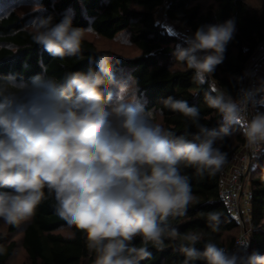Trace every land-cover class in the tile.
I'll return each instance as SVG.
<instances>
[{
    "label": "clouds",
    "instance_id": "obj_1",
    "mask_svg": "<svg viewBox=\"0 0 264 264\" xmlns=\"http://www.w3.org/2000/svg\"><path fill=\"white\" fill-rule=\"evenodd\" d=\"M36 11L27 25L31 40L53 59L78 56L85 33L94 31L91 22L74 26L71 10L59 21L45 8ZM235 31L232 19L202 25L174 49L176 61L193 70V82L209 85L204 102L220 116L218 127L209 128L198 106L163 99V108L191 120L197 129L191 139L156 122V112L138 99V82L118 75L106 53H98L88 71L61 78L49 75L42 61L41 72L28 79L0 73V189H6L0 220L18 225L52 197L56 214L86 233L94 264H139L151 256L132 244L135 237L157 247L166 237L177 240L169 220L185 215L193 199L181 166L215 175L227 162L217 141L233 129L248 145H264V82L241 89L238 98L210 82ZM200 240L192 232L180 237L184 264H264V255L248 252L249 241L230 252L212 242L197 248Z\"/></svg>",
    "mask_w": 264,
    "mask_h": 264
},
{
    "label": "trees",
    "instance_id": "obj_2",
    "mask_svg": "<svg viewBox=\"0 0 264 264\" xmlns=\"http://www.w3.org/2000/svg\"><path fill=\"white\" fill-rule=\"evenodd\" d=\"M0 0V73H17L24 79L41 72L40 61L49 75L61 78L70 71L86 72L94 67L90 61L98 53L113 57L118 75L134 78L139 85L138 99L147 109L160 117L161 124L191 139L197 129L191 120L180 113L163 108L161 101L169 96L186 100L189 105L198 106L201 123L209 128L218 127L219 113L207 107L204 102L208 84L193 82V70L176 61L174 49L182 41L161 21L160 10L170 18L171 23L186 28L194 34L202 25L223 23L228 19L235 22L234 38L228 44L225 58L210 77L234 98L240 95L239 82L258 44L264 39V0L260 9L251 7L246 0ZM32 8V11H27ZM45 8V14H53L56 21L69 10L74 12V26L87 27L91 22L94 33L106 40L126 36L127 41L138 51L135 55H123L99 48L97 43L85 37L78 56L63 60L51 58L42 47L31 40L28 22L36 10ZM162 110V111H161ZM246 143L239 129L216 146L228 157ZM182 173L191 180L193 199L185 215L170 219L169 223L178 229L179 237L173 241L165 238L157 247L144 244L135 237L132 244L147 247L151 256L139 264H184V255L179 252L180 237L192 232L201 240L196 247L203 249L206 242H212L228 251L238 236L240 223L227 212L220 195L222 169L215 175H197L193 168L183 167ZM251 253L264 255V146L256 157L251 172ZM6 189H0L5 191ZM54 199L47 198L37 206L35 214L23 230L22 245L28 264H94L95 252H89L86 233L70 226L54 210ZM216 216L215 221L210 220ZM18 225H9V232ZM68 229L65 234L61 229ZM17 248L16 240H9L0 232V264H9ZM194 264H204L196 261Z\"/></svg>",
    "mask_w": 264,
    "mask_h": 264
},
{
    "label": "built area",
    "instance_id": "obj_3",
    "mask_svg": "<svg viewBox=\"0 0 264 264\" xmlns=\"http://www.w3.org/2000/svg\"><path fill=\"white\" fill-rule=\"evenodd\" d=\"M160 14L162 23L165 26H169L171 24L169 16L162 10H160ZM177 32L178 34L175 35L181 41L184 35H192L183 28H180ZM263 68L264 39L258 44L255 54L251 57L240 79L239 91L259 86V82H261L260 72ZM210 82L214 85L211 78ZM259 111L264 112V108H260ZM254 112L255 109L249 110V118ZM262 146L259 148L254 145L250 146L246 142L228 157L222 169L221 198L226 204L227 212L237 219L242 228L240 235L229 250L230 252L237 249L239 241L246 240L249 241L248 252L251 253V201L253 194L250 187V178L256 157L260 153Z\"/></svg>",
    "mask_w": 264,
    "mask_h": 264
},
{
    "label": "rangeland",
    "instance_id": "obj_4",
    "mask_svg": "<svg viewBox=\"0 0 264 264\" xmlns=\"http://www.w3.org/2000/svg\"><path fill=\"white\" fill-rule=\"evenodd\" d=\"M248 4L255 8V9H260L262 7V0H246ZM205 4L211 2L210 0H205ZM27 9V7H26ZM32 11L33 9L30 7L27 9V11ZM171 23L167 28L174 34H178V30L180 29V26L178 25H172ZM177 26V27H176ZM185 29V28H183ZM85 37H89L90 39L94 40L99 48L108 50L111 52L115 53H120L123 55H135L137 54V50L134 48L133 45L127 42V37L126 36H118L116 39L113 40H106L98 35H96L94 32H86ZM203 54H207L206 52ZM160 117L157 116L156 122H160ZM264 146V145H263ZM262 146V148H263ZM31 219V217L26 218L25 220H22L19 224L16 230L9 232V224L4 223L2 220H0V232L5 234L9 240H16L17 242V248L15 251L14 256L10 259L9 264H28V258L25 253V250L22 245V238H23V230L26 225V223ZM242 229V228H241ZM241 229H239V232L235 234L236 236L240 235ZM61 232L68 234L70 231L68 229H61Z\"/></svg>",
    "mask_w": 264,
    "mask_h": 264
},
{
    "label": "crops",
    "instance_id": "obj_5",
    "mask_svg": "<svg viewBox=\"0 0 264 264\" xmlns=\"http://www.w3.org/2000/svg\"><path fill=\"white\" fill-rule=\"evenodd\" d=\"M174 25H175V23H173ZM172 24V25H173ZM177 26H178V24H176ZM176 26V27H177ZM180 26V25H179ZM180 28H183V27H180ZM185 30H186V28H185ZM260 78H261V82H264V68L261 70V72H260ZM261 82H259L260 84H261Z\"/></svg>",
    "mask_w": 264,
    "mask_h": 264
}]
</instances>
